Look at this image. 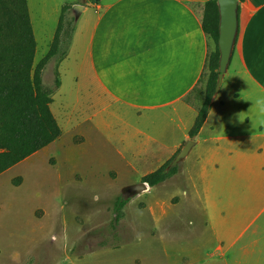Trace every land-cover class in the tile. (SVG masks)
Here are the masks:
<instances>
[{"label":"crops","instance_id":"crops-1","mask_svg":"<svg viewBox=\"0 0 264 264\" xmlns=\"http://www.w3.org/2000/svg\"><path fill=\"white\" fill-rule=\"evenodd\" d=\"M27 1L36 54L38 30L44 40L50 31L42 32L36 25L37 8L43 17L58 16L43 49L46 53L35 61L37 65L50 51L63 7L71 6L67 15L82 3L51 0L54 3L48 13L50 0ZM207 1L100 0L82 4L84 10L76 14L71 36L61 35L58 53L47 63L57 61V92L63 86L59 69L84 33L78 21L85 12H92L83 39L86 94L92 112L82 121H70L75 129L85 123L109 141L125 146L149 143L151 150L136 152L130 162H149L153 171L176 156L191 139L189 132L201 102H188L186 96L204 84L208 54L216 46L203 27ZM52 98L53 105L54 94ZM116 120L123 128L114 137L109 131L118 126ZM90 131L82 134L85 143H90ZM194 140L184 173L202 208L207 234L194 247L172 240L158 255L153 249L161 238L141 240L151 250L143 252L139 247L144 244L137 243L138 248L132 250L133 264H264V0L239 2V32L228 70ZM120 153L126 156L125 151ZM130 162L127 164L133 166Z\"/></svg>","mask_w":264,"mask_h":264},{"label":"rangeland","instance_id":"rangeland-1","mask_svg":"<svg viewBox=\"0 0 264 264\" xmlns=\"http://www.w3.org/2000/svg\"><path fill=\"white\" fill-rule=\"evenodd\" d=\"M79 2L95 4L89 0ZM53 3L48 1V13ZM37 11L36 25H40L42 32L48 28L50 31L44 40L38 30L40 46L35 61L46 53L43 49L58 18L53 14L43 17L38 8ZM76 14L72 8L66 23L75 25ZM91 14L85 12L78 21L84 33L59 69L62 88L53 93L56 102L51 108L65 130L64 135L0 174V264H94L93 261L133 264L132 250L138 248L137 243L144 244L139 247L143 252L151 250L141 240L164 239L157 241L153 249V254L158 255L172 240L194 247L207 234L202 208L184 173L186 159L167 181L131 193L128 186L142 182L143 176L154 167L149 162L139 165L141 162L130 160L136 152L151 150L152 146L149 143L125 146L90 131L85 123L78 129L70 123L82 121L92 112L91 99L86 94L83 41ZM64 50H68L67 45ZM56 62L51 61L43 73L45 86L54 90ZM116 122L118 126L109 131L114 137L123 128ZM145 126L152 127L146 123ZM87 130L90 143H85L82 135ZM18 178L21 181L16 185L14 181ZM120 197L129 201L123 217L115 222L114 204Z\"/></svg>","mask_w":264,"mask_h":264},{"label":"trees","instance_id":"trees-1","mask_svg":"<svg viewBox=\"0 0 264 264\" xmlns=\"http://www.w3.org/2000/svg\"><path fill=\"white\" fill-rule=\"evenodd\" d=\"M89 1L98 3L100 0ZM242 1L239 0L240 3ZM69 8L70 5L63 7L50 51L35 65L37 41L28 1L0 0V174L46 148L63 134L51 109L55 90L45 86L43 70L58 53L61 35L71 36L72 24L66 23ZM219 26L218 0H209L204 5L203 27L216 46L208 54L204 84L196 86L186 96L188 102L201 101L189 132L191 139L198 135L216 96L220 62ZM59 85L60 80L57 79L56 88ZM172 159L143 176L142 180L153 187L173 177L179 166L168 171ZM20 181L18 178L14 183L17 185ZM128 201V198L120 197L115 202V222L123 217Z\"/></svg>","mask_w":264,"mask_h":264},{"label":"water","instance_id":"water-1","mask_svg":"<svg viewBox=\"0 0 264 264\" xmlns=\"http://www.w3.org/2000/svg\"><path fill=\"white\" fill-rule=\"evenodd\" d=\"M218 5L220 12L218 41L220 49V62L216 94L219 92L224 80V75L228 70L239 32V0H218ZM75 10L77 11V15H79L84 10V6L81 4L76 5ZM195 145L196 141L194 139H188L170 162L168 171L183 162ZM127 189L131 193H139L148 189V183L142 181L128 186Z\"/></svg>","mask_w":264,"mask_h":264},{"label":"clouds","instance_id":"clouds-1","mask_svg":"<svg viewBox=\"0 0 264 264\" xmlns=\"http://www.w3.org/2000/svg\"><path fill=\"white\" fill-rule=\"evenodd\" d=\"M239 119L241 120L240 116H239ZM242 121V120H241Z\"/></svg>","mask_w":264,"mask_h":264}]
</instances>
